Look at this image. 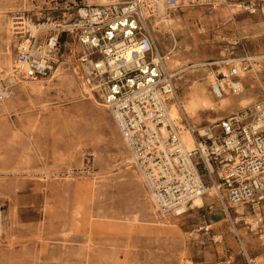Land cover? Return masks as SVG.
<instances>
[{
	"label": "rangeland",
	"instance_id": "rangeland-1",
	"mask_svg": "<svg viewBox=\"0 0 264 264\" xmlns=\"http://www.w3.org/2000/svg\"><path fill=\"white\" fill-rule=\"evenodd\" d=\"M242 1L179 0V7H167L177 22L172 27L176 43L163 25L155 35L162 49H174L181 67L188 68L177 77H183L176 82L180 99L216 73L209 64L229 57L228 40L243 39L250 56H264V17L236 14L235 4ZM74 2L0 0V64L9 51L14 59L18 41L14 34L8 39L4 20L15 24L25 15L41 24H62L77 9ZM69 48L76 57L81 50L73 42ZM74 61L66 55L53 75L42 79L41 96L16 85L7 102L11 115H0V264H248V259H264V242L248 233L243 221L237 231L231 228L216 195H206L204 208L183 217L158 212L137 166L127 161L131 154L109 111L83 94ZM257 62L263 87L244 82L248 90L256 83L251 91L259 102L264 100V58ZM4 75L1 69L0 82L6 81ZM227 112L203 114L202 126ZM208 225L220 243L204 242L208 236L199 230Z\"/></svg>",
	"mask_w": 264,
	"mask_h": 264
},
{
	"label": "built area",
	"instance_id": "built-area-1",
	"mask_svg": "<svg viewBox=\"0 0 264 264\" xmlns=\"http://www.w3.org/2000/svg\"><path fill=\"white\" fill-rule=\"evenodd\" d=\"M166 4L175 9L179 0ZM73 6L77 9L66 21L50 28H42L44 24L30 16L15 18L17 67L29 80L38 81L53 75L66 55L74 58L73 72L87 88L86 94L109 111L159 213L186 216L193 211L189 208L194 201L205 199L206 190L215 187L221 194L215 193V197L223 202L231 228L237 231V224L243 221L247 232L264 242V100L209 123L202 131L192 121L182 120L195 139V147L186 151L180 126L169 119L174 96H179L178 76L169 65L174 49L163 50L157 40L155 22L159 17L147 0H115L95 6L75 0ZM234 11L264 17V0L242 1L235 4ZM26 20L38 27L36 34L22 25ZM228 41L229 57L209 64L216 65L220 81L217 89L221 93L212 89L216 98L226 94L225 89L232 95L242 93L245 82L240 73H250L260 66L258 59L264 58L250 56L243 39ZM69 42L81 47L77 57ZM15 86L0 83L2 116L11 115L4 105L14 95ZM199 231L208 236L204 242H221L220 236H211L208 226ZM235 236L243 246L240 235ZM247 261L257 264L255 259Z\"/></svg>",
	"mask_w": 264,
	"mask_h": 264
},
{
	"label": "bare ground",
	"instance_id": "bare-ground-1",
	"mask_svg": "<svg viewBox=\"0 0 264 264\" xmlns=\"http://www.w3.org/2000/svg\"><path fill=\"white\" fill-rule=\"evenodd\" d=\"M86 5L95 6V5H109L113 4L115 0H84ZM149 6L151 9H153L154 13L158 15L159 19H156L155 22V28L156 26H162L169 30H171L172 35L174 36L175 33L173 32L172 27L176 25V21L172 19L167 14V0H147ZM5 24V30L8 39H11L13 34L17 35L16 31L18 30L16 28V24L12 22V20H4ZM23 26L28 27V29L32 32V34H36L38 32V27H36L34 24H31L29 21H25L22 23ZM55 26L54 23H48L44 24L41 27L42 28H50ZM25 29V28H24ZM160 32V31H158ZM175 37V36H174ZM219 64V63H217ZM169 65L170 69H172L174 72H176L177 76L179 77L182 73L186 72L188 68L181 67V63L178 59V55H174L173 58L169 59ZM196 66H203L201 64H196ZM216 66V65H214ZM3 69L6 77V81L9 83H16V85H21V88L25 91H28L30 94L34 96H41L44 93V90L46 87L44 86V80H38V81H31L28 79V77L23 73L22 70H20L17 65L15 64V56L14 59L11 56V52H7L2 58L1 64H0V70ZM222 71L226 72L222 69ZM254 72L252 73H244L241 72L239 77L243 81H254L259 82V84L263 87V82L257 73V71L254 69ZM2 72V71H1ZM58 72V71H57ZM56 72V73H57ZM227 73V72H226ZM183 79L181 76L178 80ZM1 81V80H0ZM1 83V82H0ZM232 83V82H231ZM83 84V82H82ZM220 85V81L217 79V74L215 72H210L206 79L204 81L196 82L194 86L191 87V90L189 93L186 94V96L183 99H180L179 96L175 95L176 103L171 104V109L169 111V119L173 122L174 126H180L181 131V141L184 145V150L189 151L192 150L195 146V139L193 138L192 134L188 130V128L185 127V125L181 124L182 120L186 121H192V122H199L200 130H203V121L201 120V116L206 113H218V112H225L229 111L232 113H235L237 109H245L250 106H252L256 98L254 97L251 90H254L257 88L256 83H251V88L248 90L243 87L242 93L238 95H232L226 90V94H222L220 98H216L214 95V92L210 91L209 88H215L217 93H221L218 91L217 87ZM82 92L85 95L88 90L84 85H82ZM250 93V94H249ZM257 102V101H256ZM235 103L237 104V108L235 109L234 106ZM5 111L7 112V104L4 105ZM222 117H219L217 119H213L208 121L210 124H215L219 120H221ZM219 132L218 129L215 130V134ZM125 142V140H124ZM126 144V143H125ZM129 150V149H128ZM130 152V151H129ZM131 154V153H130ZM129 158L127 161L128 163H135L136 159ZM141 177L145 182V177L141 173ZM206 192L209 193L210 197L215 196V193H217L220 197L221 194L218 191L217 188L213 187L210 190H206ZM151 196V194H150ZM152 197V196H151ZM153 201V198H152ZM154 203V201H153ZM155 205V204H154ZM206 205L204 198H197L192 206L189 208L191 210L194 209H202ZM156 207V206H155ZM157 208V207H156ZM240 209V208H239ZM158 210V209H157ZM241 211V209H240ZM167 216V215H164ZM208 228L211 229L212 226L208 225ZM3 231V212L0 207V234ZM263 246V245H261ZM257 264H264V259L262 257L257 258L256 260Z\"/></svg>",
	"mask_w": 264,
	"mask_h": 264
},
{
	"label": "crops",
	"instance_id": "crops-1",
	"mask_svg": "<svg viewBox=\"0 0 264 264\" xmlns=\"http://www.w3.org/2000/svg\"><path fill=\"white\" fill-rule=\"evenodd\" d=\"M231 114H233V113L228 111V112L226 113V116L231 115Z\"/></svg>",
	"mask_w": 264,
	"mask_h": 264
}]
</instances>
